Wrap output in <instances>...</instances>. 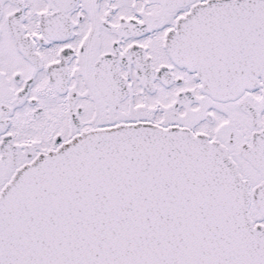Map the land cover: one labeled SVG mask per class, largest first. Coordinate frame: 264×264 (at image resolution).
Returning a JSON list of instances; mask_svg holds the SVG:
<instances>
[{"label": "snow or ice", "instance_id": "snow-or-ice-1", "mask_svg": "<svg viewBox=\"0 0 264 264\" xmlns=\"http://www.w3.org/2000/svg\"><path fill=\"white\" fill-rule=\"evenodd\" d=\"M0 264H264V0H0Z\"/></svg>", "mask_w": 264, "mask_h": 264}]
</instances>
